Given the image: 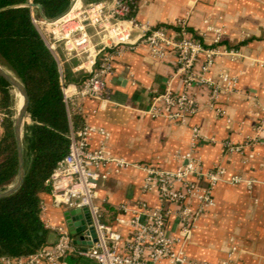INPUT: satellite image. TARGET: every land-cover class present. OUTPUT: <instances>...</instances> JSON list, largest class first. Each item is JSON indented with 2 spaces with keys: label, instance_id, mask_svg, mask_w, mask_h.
<instances>
[{
  "label": "crops",
  "instance_id": "1",
  "mask_svg": "<svg viewBox=\"0 0 264 264\" xmlns=\"http://www.w3.org/2000/svg\"><path fill=\"white\" fill-rule=\"evenodd\" d=\"M36 12L42 17L39 10ZM135 16L141 23L166 29L171 37H176L178 26L185 23L190 35L208 47L220 36V48L236 49L240 56L218 57L212 76L229 72L238 78L239 92L221 94L219 106L226 110V118L209 107L205 88L193 89L199 112L186 124L153 118L149 111L155 97L168 87L175 93L182 89L181 78L176 76L178 59L175 54L156 59L148 47L137 46L123 49L116 56L102 107L101 101L75 98L87 73L76 71L81 61L60 50L56 58L61 61L63 85L74 97L73 117L81 119L82 126L97 130L91 149L106 145L113 159L129 164L120 172L114 163L99 171L96 204L104 221L120 235L123 250L130 227L117 220L130 219L143 201L152 208L172 210L168 233L177 237V207L161 202L158 190L144 191L147 174L142 166L173 172L184 164L177 155L193 153L204 171L222 166L226 174L214 187L215 206L197 220L193 239L185 249L187 256L208 263L264 264V134L242 152L231 149L256 139L255 126L264 117V0H138ZM4 117L0 111V138ZM192 127L200 128L205 137L196 148L192 146ZM99 131H105L106 136ZM235 177L241 182L233 183ZM41 201L45 206L42 220L49 230L48 245H52L57 241L54 228L68 226L67 212L54 205L50 192L42 193ZM121 206H127L128 211L119 210ZM80 236L86 234L78 235V241ZM62 264L69 263L66 260ZM78 264L98 263L80 258Z\"/></svg>",
  "mask_w": 264,
  "mask_h": 264
},
{
  "label": "built area",
  "instance_id": "2",
  "mask_svg": "<svg viewBox=\"0 0 264 264\" xmlns=\"http://www.w3.org/2000/svg\"><path fill=\"white\" fill-rule=\"evenodd\" d=\"M29 1L34 4L33 0ZM134 4L135 0H105L91 4L72 0L67 12L53 20L40 17L36 14L38 8L32 7L33 23L55 56L59 58L61 50L71 59L78 58L81 63L76 71L87 73L74 94L75 98L95 99L101 101L103 107L116 56L123 49L146 46L156 59L176 55V76L181 78L182 83L180 92L175 93L168 87L155 97L149 111L153 118L186 124L199 112L193 92L195 88L207 89L209 107L218 116L226 118V110L219 106L220 96L223 93H238L239 80L229 72H220L215 78L212 76L213 69L218 57L226 55L235 59L240 52L236 49L222 50L220 36L213 46H205L190 35L185 23L178 26L176 37H171L164 28L139 22L132 15ZM64 95L71 118L74 97L65 86ZM255 131L258 135L256 139L249 140L245 146H231V149L242 152L244 147L256 144L264 134V117L255 126ZM96 132L95 128L84 125L71 133L69 153L58 163L48 184L56 207L66 212L76 209L89 211L90 226L96 231L97 241H93L87 230L82 234H86L85 240L92 244H79L78 235H73L68 226H59L54 228L57 234L54 244L30 256H0V264H62L69 257L90 259L98 264H163L166 261L168 264H227L192 261L185 250L193 239L200 215L215 206L213 190L226 174L225 168L219 166L204 171L193 153L177 155L184 164L173 172L152 165L142 166L147 174L144 191L158 190L161 202L177 207L179 233L177 237L168 233L171 209L164 206L152 208L141 201L130 219L117 220L130 227V237L121 250L120 235L104 221V214L96 204V189L102 168L114 163L117 172H120L128 169L129 164L113 159L106 145L92 150L91 140ZM99 132L106 136L105 131ZM204 138L200 128L192 127L193 148ZM241 180L235 177L232 181L239 183ZM178 184L183 187H178ZM119 210L128 211V208L121 206ZM44 214L45 206L42 204V218Z\"/></svg>",
  "mask_w": 264,
  "mask_h": 264
},
{
  "label": "trees",
  "instance_id": "3",
  "mask_svg": "<svg viewBox=\"0 0 264 264\" xmlns=\"http://www.w3.org/2000/svg\"><path fill=\"white\" fill-rule=\"evenodd\" d=\"M101 1L85 0V4ZM71 2L33 0L49 20L65 14ZM137 5L135 0L132 15ZM32 13L29 0H0V65L22 81L31 99V124L23 131L25 179L16 193L0 199V256L8 257L30 256L48 246L41 194L50 192L48 180L69 153L71 133L82 128L81 119L69 116L59 61L33 23ZM14 107L12 87L0 77V111L5 115L0 138V193L16 185L19 178ZM79 259L69 257L67 262L78 264Z\"/></svg>",
  "mask_w": 264,
  "mask_h": 264
},
{
  "label": "water",
  "instance_id": "4",
  "mask_svg": "<svg viewBox=\"0 0 264 264\" xmlns=\"http://www.w3.org/2000/svg\"><path fill=\"white\" fill-rule=\"evenodd\" d=\"M31 7H37L38 10L40 11L41 16L46 19V17L43 14L41 5L31 4ZM0 77L5 79L11 85L12 88L18 90V92L23 97L22 111L21 109H19L18 116L13 127L14 138L17 144V150L19 156V178L16 185L0 193V199H3L16 193L21 188L25 179L26 173H25L24 153H23V131L25 125L28 124L27 123L28 119L31 120V115H30L31 99L27 91V88L22 83V81L18 79L13 73L3 68L1 65H0ZM66 217H67V223L69 229L71 230L73 235L76 236L81 235L83 232H86L88 230L93 241L94 242L97 241L96 231L93 227L90 226L91 220H90L89 211L87 209L84 210L76 209L69 211L66 213ZM84 240L85 238L83 236H80V241L77 242L79 244H82ZM83 244L91 245L92 242L89 243L84 242Z\"/></svg>",
  "mask_w": 264,
  "mask_h": 264
},
{
  "label": "rangeland",
  "instance_id": "5",
  "mask_svg": "<svg viewBox=\"0 0 264 264\" xmlns=\"http://www.w3.org/2000/svg\"><path fill=\"white\" fill-rule=\"evenodd\" d=\"M83 1L85 3V0H83ZM87 1H89V0H87ZM103 1H105V0H103ZM36 14L38 15L37 12H36ZM12 93H13L14 99H15V107H14V111L16 113V117L15 118H17L18 112H19V109H20V99H19L20 95L18 96V93H19L18 90L14 89V88H12ZM27 123L31 124V120L28 119Z\"/></svg>",
  "mask_w": 264,
  "mask_h": 264
},
{
  "label": "bare ground",
  "instance_id": "6",
  "mask_svg": "<svg viewBox=\"0 0 264 264\" xmlns=\"http://www.w3.org/2000/svg\"><path fill=\"white\" fill-rule=\"evenodd\" d=\"M19 95H20V109L22 111V107H23V97H22V95L20 93H19Z\"/></svg>",
  "mask_w": 264,
  "mask_h": 264
}]
</instances>
